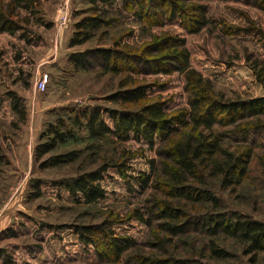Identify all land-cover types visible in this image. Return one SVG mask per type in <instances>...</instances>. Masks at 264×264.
Returning <instances> with one entry per match:
<instances>
[{"label":"rangeland","instance_id":"rangeland-1","mask_svg":"<svg viewBox=\"0 0 264 264\" xmlns=\"http://www.w3.org/2000/svg\"><path fill=\"white\" fill-rule=\"evenodd\" d=\"M187 2L205 8L207 24L199 31H188L179 17L169 18L168 14L163 18L147 15L146 22L140 21L134 14L138 2L127 7L121 1L108 8L113 21L110 27L100 29L86 44L70 48L75 24L90 5L84 0H40L39 18L47 25L32 26L40 37L38 43L25 45L0 34V263L10 256L9 264H139L138 255L166 257L165 245H155L160 238L168 242L174 256L190 258L196 264H264V252L256 257L245 254L236 238L221 231L211 234L197 214V219L187 223L183 236H168L154 201L159 192L155 172L161 173L162 167L157 165L154 170L150 165L163 161V151L158 143L150 149L131 135L119 141L115 121L109 116L105 121L112 135L107 138H91L86 129L75 127V139L58 145L40 162L35 160L43 133L62 115L74 118L81 110L93 109L116 115L139 110L146 102L126 104L113 99L135 84L157 83L151 95L167 100L168 112L189 106L180 65L162 58L158 47L148 57L154 62H140L138 71H108L97 50L114 48L117 42L121 49L138 54L154 46L155 37H178L189 52L191 68L208 79L217 93L233 101L264 98V0ZM165 10L160 5L155 12ZM79 53L84 54L83 66L71 59ZM157 61L166 62L168 75ZM38 79L46 82L44 92L36 89ZM11 93L19 99L24 118L15 110ZM258 118L264 120V115L250 114L244 122ZM220 131L229 149H248L252 157L236 189L216 187L218 213L243 214L264 222V132L239 133L233 126ZM123 151L134 157L126 163L125 177L117 167L107 172L101 182L103 200L88 205L63 185L103 163L117 162ZM65 153H76L77 160L45 166L48 157ZM141 176L150 178L149 182L144 185L138 180ZM196 208L203 214L208 207ZM133 211L149 223L132 218ZM85 229L110 230L122 248L128 249L119 259L114 258L107 252V237L96 236L95 243H87L81 235ZM212 240L223 256L213 253Z\"/></svg>","mask_w":264,"mask_h":264},{"label":"trees","instance_id":"trees-1","mask_svg":"<svg viewBox=\"0 0 264 264\" xmlns=\"http://www.w3.org/2000/svg\"><path fill=\"white\" fill-rule=\"evenodd\" d=\"M84 1L90 5V8L75 24V31L68 43L70 48L86 44L100 29L110 27L113 21L108 17V8L121 1L127 7H132V3L137 5L138 2L134 14L140 17V21L146 22L147 15L163 18L168 14L169 18L179 17L183 27L191 32L199 31L207 24L205 8L201 4H188V0ZM160 5L166 10L162 13L155 12ZM39 7L40 0H0V34H7L24 42L25 45L38 43L40 37L31 30L32 26L47 25L39 18ZM153 45L144 48L138 54L121 49L120 42H117L114 48H101L97 51L108 71L122 74L127 71H138L140 62L148 63L150 60L154 62V58L148 59V57L152 49L158 47L163 53L162 58L180 65V73L186 80L188 107L168 112V101L161 96L153 98L151 95V90L156 88L157 83L135 84L132 88L121 92V96L119 94L113 96V99L124 101L126 104L146 102L139 110L120 112L116 115L112 111L93 109L81 110L74 118L62 115L43 133L41 143L35 149V160L40 162L58 145L75 139V127L86 129L91 138H107L112 135L105 121V116H109L115 121V135L119 141H126L131 135L145 141L150 149H154L158 143V148L163 151V161L159 164L151 161L150 165L154 170L157 165L162 167L161 173L155 172L154 179L159 192L154 201L158 209L157 216L163 221L162 230H165L168 236H183L187 223L200 217L211 234L216 235L221 231L228 237L236 238L243 245L245 254H253L256 257L264 252V222L243 214H235L231 217L230 214L218 213L220 199L215 189L216 187L227 191L236 189L242 183L252 157L248 149H229L223 143L224 132L220 129L233 126L239 133L248 130L264 132V120L261 118L244 122L250 114L264 115V98L233 101L217 93L208 79L191 68L189 52L178 37L170 35L155 37ZM71 59L74 64L83 66L84 54H74ZM160 67L168 75L166 62H161ZM10 95L15 110L24 118L19 99L12 93ZM241 120L242 122H239ZM133 157L134 154L131 152L123 151L117 162L103 163L97 170L68 180L63 185L69 189L74 198L82 196L86 204H95L104 199L105 192L101 182L110 168L117 167L120 175L125 177L128 171L126 163ZM76 160V153H65L50 156L44 161L47 162L45 166L55 167ZM138 180L145 185L150 178L141 176ZM200 205L208 207L203 214L196 208ZM196 214L197 218H195ZM130 215L132 218L149 223L138 211H133ZM85 230L81 235L87 243H95L96 236H106L110 245L107 252L114 258L119 259L128 249L122 248L119 239L113 237L110 230H97V232ZM211 243H213V253L217 257L223 256L224 252L218 249L216 242L212 240ZM167 244L165 240L157 238L155 245H165L166 257L138 255L139 264H196L195 260L190 258L182 260L174 256ZM2 256L1 253L0 258ZM10 260L8 256L0 264H9Z\"/></svg>","mask_w":264,"mask_h":264},{"label":"built area","instance_id":"built-area-1","mask_svg":"<svg viewBox=\"0 0 264 264\" xmlns=\"http://www.w3.org/2000/svg\"><path fill=\"white\" fill-rule=\"evenodd\" d=\"M63 20H64V23H66V22H65V18H64ZM36 89H37L39 92H44L45 89H46V82H45V80H43V79H38V80L36 81Z\"/></svg>","mask_w":264,"mask_h":264}]
</instances>
